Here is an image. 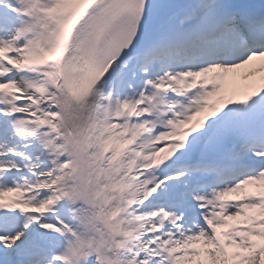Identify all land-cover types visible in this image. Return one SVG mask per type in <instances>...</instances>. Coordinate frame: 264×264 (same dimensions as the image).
<instances>
[{"label": "snow or ice", "instance_id": "1", "mask_svg": "<svg viewBox=\"0 0 264 264\" xmlns=\"http://www.w3.org/2000/svg\"><path fill=\"white\" fill-rule=\"evenodd\" d=\"M0 264H264V0H0Z\"/></svg>", "mask_w": 264, "mask_h": 264}]
</instances>
